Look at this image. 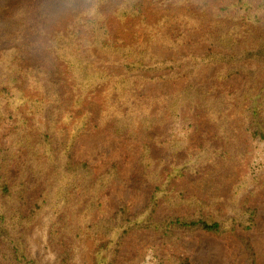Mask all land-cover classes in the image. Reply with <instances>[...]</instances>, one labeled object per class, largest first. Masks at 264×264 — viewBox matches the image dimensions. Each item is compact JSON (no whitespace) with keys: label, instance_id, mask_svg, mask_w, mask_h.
I'll return each mask as SVG.
<instances>
[{"label":"trees","instance_id":"1","mask_svg":"<svg viewBox=\"0 0 264 264\" xmlns=\"http://www.w3.org/2000/svg\"><path fill=\"white\" fill-rule=\"evenodd\" d=\"M188 29L202 30L206 51L152 50L179 49ZM86 46L119 56L122 71L100 67ZM32 51L46 64L28 63ZM209 66L219 69L196 83ZM237 74L241 88L221 84ZM177 78L189 81L159 97L140 92L144 82ZM154 101L163 103L155 113ZM94 129L137 144L134 178L152 185L142 210L121 203L91 221L101 211L96 185L122 169L72 158L73 140ZM262 142L264 0H0V264H47L27 233L38 217L53 264H72L77 249L84 264H192L169 243L196 230L241 238L238 227L255 226L250 197L264 183ZM161 206L169 212L158 219ZM142 229L151 232L149 248L118 259Z\"/></svg>","mask_w":264,"mask_h":264},{"label":"rangeland","instance_id":"2","mask_svg":"<svg viewBox=\"0 0 264 264\" xmlns=\"http://www.w3.org/2000/svg\"><path fill=\"white\" fill-rule=\"evenodd\" d=\"M201 34L202 30L188 29V42L179 49L165 48L157 43L152 46V50L163 57H177L192 51L204 52L208 49V44L200 41ZM81 51L108 72L115 74L122 71L119 56L104 53L96 47L86 46ZM26 58L28 63L46 64L45 56L40 51H32L26 55ZM218 69L219 66L201 67L195 75V82L207 83ZM188 81L189 78L147 81L143 83L140 92L159 97L161 94H169L183 87ZM221 84L241 88L243 85L242 75H233L223 80ZM162 105V102L154 101L151 111L155 113ZM134 144L135 148L128 147L121 137L115 136L108 129L82 132L73 140L71 148L73 159H86L89 163L96 164L99 171H103L108 165L116 161L120 162L122 166L120 178L110 177L111 179L104 187L96 185V188H99L97 193L101 211L93 210L91 221L111 216L121 203L128 204L130 212H138L146 205L152 185L149 182L141 183L134 178L137 173L141 172L138 161V146L136 143ZM260 148L264 153V142L261 143ZM24 155L25 150H21L20 159ZM16 172L17 167L12 164L8 168V179L12 180ZM28 195L31 196L32 193L29 192ZM250 204L256 208V224L246 230L238 227L237 233L242 236L241 238L228 233L213 236L203 230H196L189 235H181L175 241L170 242L169 250L172 253L188 256L192 264H264V183L251 195ZM166 212H169L168 207L161 206L155 211V216L159 219ZM27 229L34 250L41 253L45 263L53 264L55 262L53 251L44 252L45 247L48 250L52 248L49 246L42 218L38 217ZM243 237L248 239L253 248L252 258L248 257L244 251ZM150 240L151 232L145 229L140 230L134 237L126 238L118 253V259L123 258V256H130L131 253L145 252L149 248L146 246ZM85 257L87 256L84 252L77 249L72 264H84Z\"/></svg>","mask_w":264,"mask_h":264}]
</instances>
